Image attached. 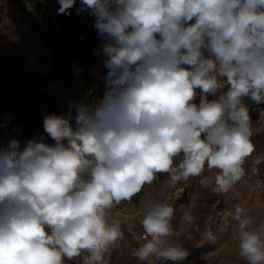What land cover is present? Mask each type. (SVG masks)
Returning a JSON list of instances; mask_svg holds the SVG:
<instances>
[{
    "label": "clouds",
    "instance_id": "clouds-1",
    "mask_svg": "<svg viewBox=\"0 0 264 264\" xmlns=\"http://www.w3.org/2000/svg\"><path fill=\"white\" fill-rule=\"evenodd\" d=\"M80 2L102 38L103 97L81 98L66 116L45 114L54 143L0 146V264H65L82 255L83 264H108L105 253L124 232L106 210L159 173L172 186L201 177L213 194L227 193L255 151L244 100L264 103V0ZM58 3L57 15H70L76 0ZM174 217L159 193L144 208L143 242L132 256L182 264L189 251L174 238ZM232 219L239 258L264 264V221L239 205ZM183 220L194 223L190 210ZM202 235L215 241L211 230Z\"/></svg>",
    "mask_w": 264,
    "mask_h": 264
},
{
    "label": "rangeland",
    "instance_id": "rangeland-1",
    "mask_svg": "<svg viewBox=\"0 0 264 264\" xmlns=\"http://www.w3.org/2000/svg\"><path fill=\"white\" fill-rule=\"evenodd\" d=\"M81 6L76 0L70 15H57L58 0H0V146L12 139L23 146L41 137L54 143L43 130L45 114L66 116L69 105L81 98L103 97L107 70L103 57L96 55L102 38L93 27L95 17L87 10L78 12ZM244 103L250 117L264 109V103L254 104L250 98ZM253 104L258 106L255 112H251ZM70 124L76 127L74 109ZM252 132L255 151L243 165L246 174L227 193L213 194L202 187L201 177L172 186L169 175L159 173L131 201L106 210L111 219L120 221L124 232V239L105 253L108 264H145L132 253L143 242L140 220L144 208L161 192L163 202L175 208L174 238L189 251L182 264H246L233 239L236 225L232 215L239 205L264 221V188L253 185L264 172V162L254 165L256 158L264 157V123L253 124ZM189 210L194 217L192 225L183 220V213ZM207 230L215 236L214 242L203 238ZM83 259L82 255L65 264H83Z\"/></svg>",
    "mask_w": 264,
    "mask_h": 264
},
{
    "label": "built area",
    "instance_id": "built-area-1",
    "mask_svg": "<svg viewBox=\"0 0 264 264\" xmlns=\"http://www.w3.org/2000/svg\"><path fill=\"white\" fill-rule=\"evenodd\" d=\"M257 107L256 105H254V108H253V111L255 112L257 110ZM252 122L254 124H261V118H253L252 119ZM253 185L255 188H264V172L259 176L257 177L256 179H254L253 181ZM141 238V236H140Z\"/></svg>",
    "mask_w": 264,
    "mask_h": 264
},
{
    "label": "crops",
    "instance_id": "crops-1",
    "mask_svg": "<svg viewBox=\"0 0 264 264\" xmlns=\"http://www.w3.org/2000/svg\"><path fill=\"white\" fill-rule=\"evenodd\" d=\"M198 92H199V90H198ZM209 99H214V97L209 96ZM196 100H197L198 103H199V96H197ZM198 103H197V104H198ZM253 105H254V104H253ZM253 105H251V112H254L253 109H252ZM251 117L258 118V117H259V112H258V113H252V114H251ZM259 118H260V117H259ZM251 120H252V118H251ZM261 122H262L261 124L264 123V118H261ZM253 124H254V123H253ZM261 213L264 214V206H262V208H261Z\"/></svg>",
    "mask_w": 264,
    "mask_h": 264
}]
</instances>
